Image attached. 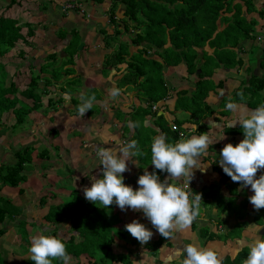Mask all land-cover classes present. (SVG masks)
I'll use <instances>...</instances> for the list:
<instances>
[{
  "label": "crops",
  "instance_id": "1",
  "mask_svg": "<svg viewBox=\"0 0 264 264\" xmlns=\"http://www.w3.org/2000/svg\"><path fill=\"white\" fill-rule=\"evenodd\" d=\"M65 2H70L69 4L74 5L75 9L64 11L62 4ZM263 2L264 0H256V5L261 8ZM9 4L10 0H6L0 5V15L17 19L22 26L26 23L30 24V29L33 32V34L31 32L30 35H27V28L24 25L21 30L24 40L17 43L12 49L20 62L14 65L18 79L11 81L15 82L19 89H23L19 87V84L22 85L20 76L28 77L29 63L36 65L49 53H56L57 66L62 64L61 60L66 62L69 59L68 47L72 40L69 31L76 28L81 39L78 51L73 56V66L70 67L75 69L74 75L78 76L77 81H83V84L77 88L76 96L79 97L81 93L85 94L86 91L95 87L98 89L101 99L93 102L98 110H92L89 117L87 114L82 117L81 115L75 117L72 114H66L64 117L70 124L68 128L58 117H53V120H50L43 116L42 121L57 124L56 126H44L48 131V137H52L48 141L49 160L39 158L37 155L39 150L34 151L35 154L32 153L30 163L23 172L25 181L19 187L5 186L0 182L1 216L4 210V216L0 219V264H34L28 251L31 237L41 232L51 235L52 227L46 222L45 216L52 204L59 203V198L53 200V195H59L60 198L64 195L68 196L69 191L64 188L65 184L84 195L83 189L91 186V178H101L102 166L99 165V159L95 155L97 148H114L122 142H129L134 133L133 130L126 131L125 124L130 123L131 126V122L136 125L135 129L140 135L136 141L138 147L142 148L151 145L154 137L163 135L166 138V135L162 133V126L168 129L171 124L180 125L181 129H179L183 132L184 138L206 133L214 144L210 145L207 153L199 158V167L202 170H194L193 179L189 183L190 192L203 197L205 192L212 189L215 191L212 196L217 200L220 198L225 206L230 203L228 199L231 195L228 192V187H232L236 195L231 196L234 207L229 214H218L217 206L214 203L215 199L206 198L205 206L201 203V211L192 224L188 228L174 233V238L169 239L162 237L142 212H134L127 208L125 211H121L113 204L109 207L108 213L114 219L115 234L112 250L115 254L128 255L132 264H174V262L180 264L184 257L178 253L187 244L192 243L213 249L222 259L225 257L233 259L242 250L249 252V245L256 235L264 237V210H254L253 205L249 202L248 198L253 195L250 186L242 187L241 184L233 182L231 178L227 179L226 183L221 181V175L225 174L218 164L221 149L228 143L235 146L243 139L242 130L238 135L224 131L225 128H228L230 121L237 118L236 114L231 112L229 116L223 118L213 114L200 120V123L193 124L190 113L175 109L177 99L183 96L181 93L187 91V97H189L198 80L196 74L190 75L187 72L184 63L164 69L162 79L166 95L149 108L151 103L147 104L146 97L139 88L122 83V77L126 74L125 64L118 66L120 70L111 67L105 70L103 68L106 50L103 48L102 36L97 32V28H105L107 33H112L108 26L106 3L96 6L89 0H16V3L6 9ZM117 14L121 16L119 11ZM60 30L66 31L68 34L63 40L57 35ZM126 39L127 37L124 38L125 41ZM263 61L259 49L256 52V67L254 65L251 71L257 77H264ZM247 64L249 62L245 61L239 71L227 72L218 69L213 72L211 78L206 77V80L212 82L213 91L208 93L204 103L218 112L223 99L239 86L240 80L249 79V75L245 73ZM23 67L26 68L27 74L23 72ZM19 70L22 72L20 73ZM24 80L22 82L27 85ZM218 83H220L219 86H217ZM113 88L120 90V94L116 97L110 95ZM54 92L58 93V90L55 89ZM261 96L264 98V90ZM62 97L66 101L64 107L73 109L70 104L71 95L62 92ZM238 105L245 111L251 110L246 104L239 103ZM153 106L156 107L155 110H153ZM139 107H141L140 110H138ZM153 111L156 114H153ZM33 114L28 116L33 122H25L20 126L15 124L12 111L2 114L0 118V166L14 165L13 151L20 148L24 137H29V130H38L41 122L32 118ZM177 116H179L181 124H177ZM197 127L202 128L199 130ZM238 127H240L239 124L231 129ZM142 128L152 133V137L143 136ZM18 131L22 134L16 135ZM75 132L79 135H73ZM138 158L140 159V156L132 157L127 162L128 171L122 174L125 185L131 186L133 190L138 188V177L145 170L150 171V167L147 166L143 169V173H140ZM39 161L46 163L41 165ZM47 164L50 166L48 169L45 168ZM59 168H64L67 171L66 177L59 173L61 170ZM262 173H264V169L257 172V178ZM162 177V181L167 178L169 182L180 186L185 182L183 177L171 181L166 172H163ZM20 190L22 194H20ZM132 220H138L153 232L152 238L146 244L141 245L125 230L124 226ZM192 225L195 228H192ZM236 225L241 226L239 233L233 230ZM201 228H205L209 233L212 232L217 236L224 235L225 239L203 242L204 240L198 232ZM60 235L65 238L70 236L66 222L59 231ZM160 238L162 245L158 249H154L153 242ZM80 260L85 262H79ZM87 261L88 258L85 255L78 260L71 257L70 264L76 262L86 264Z\"/></svg>",
  "mask_w": 264,
  "mask_h": 264
},
{
  "label": "trees",
  "instance_id": "2",
  "mask_svg": "<svg viewBox=\"0 0 264 264\" xmlns=\"http://www.w3.org/2000/svg\"><path fill=\"white\" fill-rule=\"evenodd\" d=\"M89 1L96 6L107 4L108 26L112 33H107L105 28H97V32L102 36L103 48L106 50L104 70L109 67L120 70L118 66L125 64L126 74L122 77V83L139 88L146 97L147 104L151 103L149 108L166 95L162 79L164 69L183 63L187 72L190 75L196 74L198 80L189 97H187V91L182 92L181 97L179 94L175 109L190 113L193 124H198L200 120L213 114L221 118L229 116L231 112L225 110V105L230 101L246 104L251 110L264 104L263 95L261 96L264 90V77H257L251 72L256 64V54L252 50L255 45L256 52L260 49L264 59V2L260 8L254 0ZM14 3L16 0H10L6 9ZM69 3L62 4L64 11L75 9H66L65 5ZM118 11L121 16H118ZM24 25L27 28L26 34L30 35L32 32L30 24ZM23 26L17 19L0 15V60L6 58L17 43L23 42L24 36L21 31ZM69 33L72 37L68 47L69 59L66 62L61 60L62 64L57 66L56 53H49L36 65L29 63V82L24 89H19L15 82L11 81L4 63L0 61V118L2 114L12 111L15 124L20 126L25 122H31L28 116L37 112L50 120H53V117L61 119L66 114L80 116L78 109L81 100L76 94H78L77 88L83 84V81H77L78 76L74 75L75 69L70 66H73V56L78 51L81 37L76 28L71 29ZM57 35L63 40L68 34L60 30ZM245 61L249 62L245 67V73L249 75V79H241L239 86L223 99L220 110L215 112L204 103L208 93L213 91L212 82L205 78H211L213 72L218 69L227 72L239 71ZM55 89L58 93L54 92ZM62 92L71 95L70 104L73 109L64 107L66 101L62 97ZM238 93H242V100L237 95ZM85 96H95V100L101 99L95 87L86 91ZM41 109H45V113L40 111ZM140 109L141 107L138 108ZM92 110H98V108L93 105L86 113L88 117ZM152 113L156 114L155 111ZM217 120L220 119L217 118ZM181 123L178 121L177 124ZM132 124L134 123L131 122ZM201 125L204 126L202 123ZM178 126L181 129V126ZM125 129L126 131L133 130V139L131 138L130 141L140 138L139 133L135 127L130 126V123L125 124ZM161 130L166 135L168 143L174 144L180 139L178 133L171 129V125L168 129L162 126ZM240 130H242L240 127L224 129L234 135H238ZM44 141L46 142L45 138ZM139 148L145 153L140 156V159L138 158L140 173L142 174L143 169L149 166V172L155 171L162 181L163 172L155 170L151 165V145ZM34 151L36 147L32 144L13 151L15 164L0 166L2 185L19 187L25 181L23 172L30 163V156ZM37 155L39 158L49 160L50 151L43 146ZM229 178L226 174L221 175L223 183H226ZM66 186L67 184L64 188L69 191L68 196L64 195L60 198L59 195H53V200L59 198V203L52 204L45 216L46 222L52 227L51 235L59 236V231L66 222L70 236L60 237L73 259L78 260L85 255L88 258L86 264H132L128 255L115 254L112 250L115 231L114 219L108 213L111 206L105 208L99 202L93 204L87 201L78 190ZM211 191L212 189L205 192L201 203L205 206V199L210 197V199H215L218 214L231 213L234 207L231 196L236 195L232 187H228L231 195L228 199L230 202L228 207L220 198L218 200L214 198L212 195L215 191ZM20 194H22L21 190ZM2 216H4V210ZM2 216L0 215V219ZM240 227L236 225L233 230L239 233ZM192 228L195 227L192 225ZM198 232L203 242L221 240L224 237V235L219 237L212 232L209 233L205 228H201ZM161 245L162 239L160 238L153 242L152 247L158 249ZM247 255L248 251L242 250L233 259L228 257L222 259V264H241ZM52 264H63V262L53 260Z\"/></svg>",
  "mask_w": 264,
  "mask_h": 264
},
{
  "label": "clouds",
  "instance_id": "3",
  "mask_svg": "<svg viewBox=\"0 0 264 264\" xmlns=\"http://www.w3.org/2000/svg\"><path fill=\"white\" fill-rule=\"evenodd\" d=\"M119 94L117 88L110 91L112 97ZM237 95L243 99L242 93ZM79 98L81 104L78 110L82 117L93 106L95 96L86 97L81 93ZM225 110L236 114L237 118L230 121L228 128L239 124L243 139L235 146L225 144L220 151L218 164L233 182L242 187L250 186L253 195L248 199L254 210L264 209V173L257 178V172L264 169V104L245 111L230 101L225 105ZM212 144L214 142L206 133L190 138H184L181 134L174 144L166 142V138L159 135L151 143V165L155 170L166 172L171 181L185 178L189 188L194 170H202L199 158L207 153ZM95 155L102 166L101 178L92 177L91 186L83 189L87 201L93 204L99 202L105 208L115 204L121 211L127 208L142 212L165 239L174 238V233L188 228L199 215L201 195H193L184 186L169 182L167 178L161 181L155 171L145 170L138 177L136 190L125 185L122 174L128 171L127 162L132 157L145 155L137 146V141L122 142L114 148L99 147ZM124 227L141 245L153 236V232L138 220H132ZM28 251L34 264H52L53 260L70 264L71 261L65 242L55 235L42 232L33 235ZM178 255L184 257L180 264H222V258L216 251L192 243L187 244ZM242 264H264V237L256 235Z\"/></svg>",
  "mask_w": 264,
  "mask_h": 264
},
{
  "label": "rangeland",
  "instance_id": "4",
  "mask_svg": "<svg viewBox=\"0 0 264 264\" xmlns=\"http://www.w3.org/2000/svg\"><path fill=\"white\" fill-rule=\"evenodd\" d=\"M255 2H256V0H254ZM3 2H6V0H0V5L3 3ZM118 10H119V8H118ZM252 14H255V13H252ZM256 18V17H255ZM34 24V23H33ZM256 45L253 47V51L255 52V54H256ZM16 51V50H15ZM28 51V50H27ZM2 61H3V63H4V65H5V67H6V70L8 71V73H9V78L12 80H15V81H17V79L18 78H16V74H15V67H14V65H16L17 63H19L20 62V60L18 59V57H16V54H15V52H13V51H11V53H9L8 54V56L6 57V58H4V59H1ZM0 60V61H1ZM26 63V62H25ZM197 68V67H196ZM36 71V70H35ZM19 72L21 73L22 72V70H19ZM23 72L24 73H26L27 74V70H26V68L25 67H23ZM226 73V72H225ZM20 78H22V80H24V79H26V80H24L27 84H28V82H29V79H27L28 77L26 76V75H24V76H20ZM22 80L20 81V83L22 84V85H20L19 84V87L20 88H25V83H23L22 82ZM44 103H45V100H44ZM40 111H42L43 113H45V109H41ZM32 118H35L36 119V121L37 122H41V123H39L40 125L38 126V130H29V132H30V134H28V136L29 137H24L23 139H22V143L20 144V147H23V145L24 146H26V145H28V144H32V145H34L35 147H36V152L39 150V152H40V149H43V146H45V147H47V148H49L48 147V141H50L51 139H52V137L50 136V137H48V131L44 128V126H56L57 124H54V123H52V124H50L49 122H44V121H42V118H43V115H42V113H39V112H37V113H34L33 114V116H32ZM10 119H13V117H10ZM61 120V122L63 123V125H65V126H67V128L68 127H70V124L67 122V120H66V117H64V118H62V119H60ZM177 120L178 121H180V118H179V116H177ZM177 121V122H178ZM45 124V125H44ZM57 127H59V126H57ZM144 131V133H143V136H147V135H149V137L151 138L152 137V133H150L149 131H146V130H143ZM19 134H22L21 132H19L18 131V134H16V135H19ZM73 135H75V136H78L79 134L77 133V132H75ZM44 138L46 139V142L44 141ZM136 141V140H135ZM43 145V146H42ZM33 154H35L34 152H33ZM40 162V161H39ZM41 163V165H45V163L46 162H40ZM50 166H49V164H47V166L45 167L46 169H48ZM59 169H61V168H59ZM64 168H62L60 171H59V173H61V174H63V177H66V170L64 169ZM26 172H28V170L26 169ZM75 189V188H74ZM264 210V209H263ZM70 234V233H69ZM49 235V234H48ZM61 236V235H60ZM59 236V238H61ZM220 237V236H219ZM225 239V236L223 237V239H221V240H224ZM218 240H220V239H218ZM85 260V259H84ZM84 260H80L79 262H82V263H84L85 261ZM174 264H179L178 262H174Z\"/></svg>",
  "mask_w": 264,
  "mask_h": 264
},
{
  "label": "built area",
  "instance_id": "5",
  "mask_svg": "<svg viewBox=\"0 0 264 264\" xmlns=\"http://www.w3.org/2000/svg\"><path fill=\"white\" fill-rule=\"evenodd\" d=\"M74 7L75 6L74 5H71V4L65 5V8L66 9H71V8H74ZM155 109H156V107L153 106V110H155ZM171 129L173 131H176L178 133L179 137L181 138V134H183V132L179 129V127L177 125L171 124ZM183 136H184V134H183ZM181 186H184L185 190L190 193V187L188 188L185 182Z\"/></svg>",
  "mask_w": 264,
  "mask_h": 264
}]
</instances>
